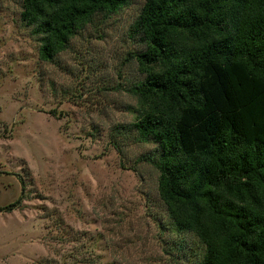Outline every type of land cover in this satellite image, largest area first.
Segmentation results:
<instances>
[{
  "label": "rangeland",
  "instance_id": "374dc122",
  "mask_svg": "<svg viewBox=\"0 0 264 264\" xmlns=\"http://www.w3.org/2000/svg\"><path fill=\"white\" fill-rule=\"evenodd\" d=\"M143 0L97 15L51 63L0 0V264H195L157 195L152 153L132 130L142 79L128 37Z\"/></svg>",
  "mask_w": 264,
  "mask_h": 264
},
{
  "label": "trees",
  "instance_id": "16d2710c",
  "mask_svg": "<svg viewBox=\"0 0 264 264\" xmlns=\"http://www.w3.org/2000/svg\"><path fill=\"white\" fill-rule=\"evenodd\" d=\"M51 63L94 16L130 0H19ZM142 49L137 159L157 172L169 225L202 247L195 264H264V0H143L128 28ZM19 199L0 207L9 213Z\"/></svg>",
  "mask_w": 264,
  "mask_h": 264
}]
</instances>
